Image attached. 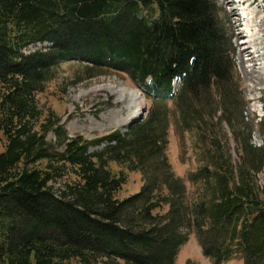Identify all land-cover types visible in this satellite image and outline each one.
<instances>
[{
    "label": "trees",
    "instance_id": "obj_1",
    "mask_svg": "<svg viewBox=\"0 0 264 264\" xmlns=\"http://www.w3.org/2000/svg\"><path fill=\"white\" fill-rule=\"evenodd\" d=\"M66 62L129 78L146 116L68 138L40 99ZM248 107L213 0H0V264H177L192 235L212 264H264V117ZM172 126L195 159L186 179ZM113 165L141 174L139 193L118 198Z\"/></svg>",
    "mask_w": 264,
    "mask_h": 264
},
{
    "label": "rangeland",
    "instance_id": "obj_2",
    "mask_svg": "<svg viewBox=\"0 0 264 264\" xmlns=\"http://www.w3.org/2000/svg\"><path fill=\"white\" fill-rule=\"evenodd\" d=\"M213 1L217 3L220 19L228 37L231 38L237 76L243 95L249 104L248 116L251 119L263 118L264 82L256 84L251 81L246 74L245 68L248 71H252L254 64L247 62V60L245 61L246 57L240 54L243 38L239 39V34L243 32L245 22L240 18V12H237V15L231 13V7L224 3L225 0ZM230 1L233 3L238 0ZM258 4L264 5V0H258ZM48 46L38 44L30 47L28 51L33 52ZM261 59L259 58L256 61V66L264 74V60ZM110 83L120 87L133 88L142 94L144 107L139 119L132 121L129 125H123V120L128 116V112L124 109L123 104L119 102V97L109 92L93 91L98 86ZM175 86L178 88V81H176ZM40 99L41 105H45L46 108L51 109L62 118L61 126L67 133L68 138L83 136L89 140H95L114 132L126 133L134 122L146 116L147 110L150 107L143 89L135 85L129 78L120 74H113L108 77L89 79L84 73L82 65L78 62L64 63L61 66L56 80L48 85L46 93ZM169 139L170 146L168 155L170 162L173 165L175 173L179 177L186 179L189 173L196 169L190 144L184 150L181 148L179 138L173 126L170 130ZM47 142L52 152H62L64 150L63 145L60 144L54 133L48 136ZM255 144L258 146L263 144L258 135L255 137ZM103 148L104 146L94 148L93 152L102 150ZM1 151L2 149L0 148ZM113 168L116 172L123 170V173L127 175L126 185L118 194L119 199H126L140 192L143 185V179L140 173H130L116 165H113ZM259 180L264 185V170L260 174ZM189 260L195 261L198 264H212L204 256L202 248L194 235L190 237L188 243L181 249L177 264H187ZM228 264H245V262L235 259Z\"/></svg>",
    "mask_w": 264,
    "mask_h": 264
},
{
    "label": "bare ground",
    "instance_id": "obj_3",
    "mask_svg": "<svg viewBox=\"0 0 264 264\" xmlns=\"http://www.w3.org/2000/svg\"><path fill=\"white\" fill-rule=\"evenodd\" d=\"M240 3L225 0L231 13L245 19L244 30L239 34V39L243 38L240 54L245 61L253 63L252 71L245 68L246 74L256 84L264 82V74L256 66V61L264 60V5L258 4V0H238ZM244 2V4H241ZM258 4V5H257ZM263 4V2H262ZM244 39H246L244 41ZM264 71V70H263ZM95 92H109L119 97V102L123 104L128 116L123 120V125H129L132 121L139 119L143 112L144 99L142 94L133 88L120 87L115 84L101 85L93 89Z\"/></svg>",
    "mask_w": 264,
    "mask_h": 264
}]
</instances>
